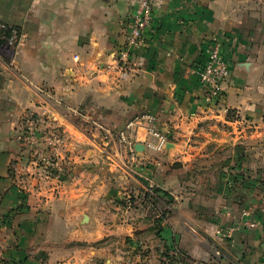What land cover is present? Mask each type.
<instances>
[{
  "label": "crops",
  "instance_id": "0c3cea01",
  "mask_svg": "<svg viewBox=\"0 0 264 264\" xmlns=\"http://www.w3.org/2000/svg\"><path fill=\"white\" fill-rule=\"evenodd\" d=\"M135 4L0 0V23L20 31L0 47V264H264V0H156L124 68ZM213 40L231 69L217 102L199 76ZM29 112L34 144L16 136ZM148 113L170 141L137 150L138 177L100 126ZM49 128L65 139L60 178L31 163L54 153ZM243 219L259 225L228 236Z\"/></svg>",
  "mask_w": 264,
  "mask_h": 264
},
{
  "label": "built area",
  "instance_id": "2783aa9c",
  "mask_svg": "<svg viewBox=\"0 0 264 264\" xmlns=\"http://www.w3.org/2000/svg\"><path fill=\"white\" fill-rule=\"evenodd\" d=\"M155 1L156 0H136L135 8L131 15V24L127 34L126 46L120 50L118 57L121 66L124 68L130 67L132 51L145 41L146 31L153 22ZM19 38L20 31L17 27L7 23H0V47L4 50L13 49L18 43ZM199 76L201 84L208 91L209 99L213 102H217L222 95L223 83L231 76L230 65L223 56L222 46L218 40L212 41L208 50L207 59L199 72ZM39 89L47 94L49 98H52L57 102L62 101L59 97H55L51 92L40 87ZM72 111L77 115H83V112L78 108H72ZM83 116L88 118L87 114H84ZM155 119V115L150 113L137 116L116 132L109 127L100 126L105 132L106 138H113V140L116 141V144L118 145L117 153L123 154L122 149L126 151L127 158L123 160L122 167L134 176L145 177L144 171L148 164L146 159L139 158L135 146L138 133L133 135V132L137 126L145 125L146 127L147 137L143 141L145 148L151 151L162 152L169 144V136L156 129L154 125ZM39 129V119L34 113L29 112L23 118L17 139L23 143L34 144L37 140ZM40 139L47 147L54 151V153L49 156L44 155L41 157L35 152L33 153L31 163L33 165L43 166L50 172L53 171L51 169L53 167L56 176L59 178L62 177L65 168L55 157L58 156L60 148L65 144L64 137L60 131L49 128L42 133ZM155 188L156 185L149 181L147 191L153 192ZM125 203L128 208L132 205V196L130 194L126 195ZM258 225L259 223L257 220L243 219L233 227L228 228L226 234L231 236L236 230L241 229L244 226L248 228H256ZM216 255H220V252L216 251Z\"/></svg>",
  "mask_w": 264,
  "mask_h": 264
},
{
  "label": "rangeland",
  "instance_id": "374dc122",
  "mask_svg": "<svg viewBox=\"0 0 264 264\" xmlns=\"http://www.w3.org/2000/svg\"><path fill=\"white\" fill-rule=\"evenodd\" d=\"M21 121H23V119L21 120ZM22 125V124H21ZM20 123H19V128L16 130V136H18V134L20 133ZM26 143V142H25ZM46 155V154H45Z\"/></svg>",
  "mask_w": 264,
  "mask_h": 264
},
{
  "label": "water",
  "instance_id": "95a60500",
  "mask_svg": "<svg viewBox=\"0 0 264 264\" xmlns=\"http://www.w3.org/2000/svg\"><path fill=\"white\" fill-rule=\"evenodd\" d=\"M144 148V145H142V144H138L137 146H136V149L137 150H139V149H143Z\"/></svg>",
  "mask_w": 264,
  "mask_h": 264
}]
</instances>
